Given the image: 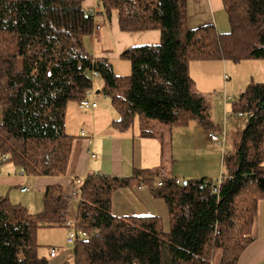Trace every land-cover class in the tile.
I'll use <instances>...</instances> for the list:
<instances>
[{
    "label": "trees",
    "instance_id": "trees-1",
    "mask_svg": "<svg viewBox=\"0 0 264 264\" xmlns=\"http://www.w3.org/2000/svg\"><path fill=\"white\" fill-rule=\"evenodd\" d=\"M222 1L228 32L214 23L190 28L187 0H100L99 14L110 18L116 12L121 31L161 32L158 44L120 54L131 64L130 75H120L110 58L95 57L88 48L98 25L85 0H0V164L12 162L35 176L67 173L75 137L66 130L67 106L93 92L91 71L101 76V91L118 113L113 125L121 131L137 119L144 136L160 134L156 123L168 131L192 120L212 127L190 62L264 59V0ZM233 109L244 114L245 127L220 181L177 183L150 169L83 178L74 222L87 235L74 243V264H213L217 251L218 264H237L254 239L264 199V82L252 81ZM156 176L163 178L158 188ZM138 177L165 201L167 227L158 215L113 213V193ZM70 211L71 199L60 185L47 186L38 213L0 196V264H51L52 258L39 256L37 230L67 226Z\"/></svg>",
    "mask_w": 264,
    "mask_h": 264
},
{
    "label": "crops",
    "instance_id": "crops-1",
    "mask_svg": "<svg viewBox=\"0 0 264 264\" xmlns=\"http://www.w3.org/2000/svg\"><path fill=\"white\" fill-rule=\"evenodd\" d=\"M84 6L87 10H97L95 23L99 27L87 38L88 48L95 57L117 59L129 47L160 42L161 32L158 29L121 31L116 12L110 18L99 14L100 0H85ZM106 20L112 24L109 30L103 29ZM208 23H214L219 32L230 30L223 1L187 0V25L195 28ZM110 38L114 40V47L104 44ZM208 77L210 79L212 74ZM99 92H93L92 99L97 103L93 109L82 110L78 102H69L67 106L66 130L75 136L67 173L60 176L29 175L12 162H3L0 164V196H8L13 203L23 204L31 213H38L43 210V194L47 186L60 185L68 192L77 179L89 174L128 177L135 169H150L159 170L164 177L181 180L201 177L218 179L226 175L221 173V169L226 159L225 152L232 144L228 143L227 130L224 146L210 139L209 133L221 134L223 129L211 116L212 127L209 128L197 120L190 121L186 126L173 127L170 131L159 124L155 127L160 134L144 136L141 135L140 124L126 131L117 129L113 121L118 118V113L106 97L97 101L95 94ZM236 121L230 130L231 135L238 137L235 139L237 144L244 128L239 130L240 127H235ZM234 151L235 148L230 153ZM112 211L117 216L158 215L165 225H169L165 201L155 197L149 184L140 177L130 186L113 193ZM253 235L254 239L246 246L237 264H261L264 261V199L257 206ZM62 248L58 247L59 253L51 259V264H62L71 258L70 251Z\"/></svg>",
    "mask_w": 264,
    "mask_h": 264
},
{
    "label": "rangeland",
    "instance_id": "rangeland-1",
    "mask_svg": "<svg viewBox=\"0 0 264 264\" xmlns=\"http://www.w3.org/2000/svg\"><path fill=\"white\" fill-rule=\"evenodd\" d=\"M111 22L106 20L103 24V29H110ZM107 47H114V40H106L105 43ZM233 61L231 59L226 60H192L190 62V74L191 78L195 83V88L197 91L201 92L204 97L208 100L210 107V116L221 128L224 125L223 111L224 106L226 109L234 110V103L237 100V97L242 91L252 81H264V59L250 61ZM218 62V64H217ZM111 63L114 64V70L120 75H130L131 73V64L130 61L126 58L120 56L117 59H111ZM209 74H212V77L209 79ZM103 87V80L101 76L97 75L94 77L93 83V92L101 91ZM97 95V101L103 100L102 98L106 95L101 91ZM225 96V97H224ZM109 101L110 99L106 97ZM226 98V100H225ZM111 103V101L109 102ZM221 105V109H220ZM237 113V112H235ZM238 120V121H236ZM0 121H1V108H0ZM232 121V123H231ZM235 121L238 122L235 127H240L239 130L244 128L245 119L244 117H238L227 122L226 130L228 134V143L232 144V147L227 148L225 154L227 159L230 158V151L236 147V138L235 135H231L232 131L230 130L231 125L235 124ZM234 122V123H233ZM229 123V124H228ZM231 123V124H230ZM139 125V120L137 119L135 125ZM156 126L159 124L156 123ZM193 125H190V127ZM207 128V127H205ZM176 143V140L174 141ZM221 173L228 174V165L224 162ZM24 172V170L22 169ZM220 173V172H219ZM27 174V173H26ZM217 180V177L211 178ZM25 189V188H24ZM27 189V188H26ZM25 189V190H26ZM80 203V202H79ZM71 201V211L68 216L69 220L73 219L76 216V210H73ZM79 205V204H78ZM68 220V221H69ZM167 227V225H166ZM52 232V233H48ZM71 232L70 227L68 226H57V227H41L37 230V242H38V253L40 257H49L50 250L56 248L58 253V247L66 248V251L69 250L72 256V249L74 244L68 243V235ZM62 248V249H63ZM220 258V252L217 251L214 258L213 264H218ZM68 264H74L73 259H69Z\"/></svg>",
    "mask_w": 264,
    "mask_h": 264
},
{
    "label": "built area",
    "instance_id": "built-area-1",
    "mask_svg": "<svg viewBox=\"0 0 264 264\" xmlns=\"http://www.w3.org/2000/svg\"><path fill=\"white\" fill-rule=\"evenodd\" d=\"M91 14H93L94 16H96L97 10H90ZM99 27V26H98ZM92 74V76H96V71H91L90 72ZM94 96V93L91 92L87 97L81 99L78 102L79 107L82 110H88V109H93L97 106V103L92 99ZM244 114L242 112H233L232 110H228L225 108L224 111V122L227 123L232 119H236L238 117H243ZM209 137L211 140H213L214 142H219L221 144L224 145L225 141H226V133L223 134H216L214 132L209 133ZM8 157V155H4L3 160H6ZM222 178V176H220L217 180L220 181ZM83 180L82 179H77L75 183H73L70 188L69 191L67 192L68 197L71 199L72 201V206H73V210H76L78 207V204L80 202V197H79V186L82 184ZM177 183H181L182 180L181 179H176ZM153 184L155 187H161L163 185V178L156 176L153 180ZM26 189V188H25ZM24 189V190H25ZM67 226L70 227L71 232L68 235V243L70 244H74L78 238L86 236L87 233L85 231H83L82 229H77L75 227V222L73 219H70L69 221H67ZM58 251L56 248H52L50 250V255L52 258H54L57 255ZM264 264V261L261 263Z\"/></svg>",
    "mask_w": 264,
    "mask_h": 264
}]
</instances>
